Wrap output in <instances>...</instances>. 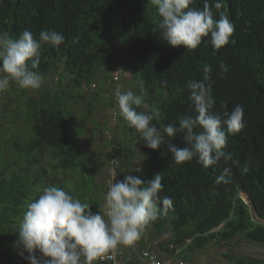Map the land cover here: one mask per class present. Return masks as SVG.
I'll list each match as a JSON object with an SVG mask.
<instances>
[{"label":"trees","instance_id":"trees-1","mask_svg":"<svg viewBox=\"0 0 264 264\" xmlns=\"http://www.w3.org/2000/svg\"><path fill=\"white\" fill-rule=\"evenodd\" d=\"M208 2L212 5L215 0ZM203 6L204 0L190 5L201 10ZM212 13L214 19L222 14L233 23L230 42L214 49L208 43L209 37H203L197 48L187 49L167 45L160 33L153 31L158 17L150 0H0V33L16 39L29 30L38 38L40 31L54 30L65 37L59 49L42 45L38 66L44 78L57 70L59 86L67 85L72 90L91 86L100 72L110 68L119 38L131 72V90L139 93L142 89L149 96V105L160 110V119L153 121L158 126L174 123L178 127L182 117L195 115L185 84L202 79L205 67L211 69L213 111L224 110L222 105L228 111L237 104L243 106L245 127L228 134L225 156L215 165L204 167L195 158L177 164L171 160L167 146L152 150L142 140L139 163L143 172L132 169L126 152L120 154L126 174L143 179L162 174L163 189L159 195L172 197L173 208L167 216L147 225L143 234L148 229L155 235L168 233L162 245L170 254L178 248L191 252L210 243L219 244L237 234L264 246V221H260L264 220V0H222L221 8L213 7ZM74 37H78V42L73 43ZM126 89V85H121L120 92ZM55 92L44 94L40 100L28 95L23 127L33 129V139L23 140L25 133L16 127L12 136L0 130V147L7 140L10 148L8 154L0 151V257L12 262L18 233H4L3 229L20 222L30 197L35 193L34 199L38 196L37 187L42 182L63 188L89 204L93 213L97 210L91 203L97 184L77 156L80 130L57 108ZM95 94L99 92L95 90ZM108 96L114 106V93ZM116 115L124 143L139 137L119 110ZM106 126L112 129L115 123ZM110 143L118 142L113 137ZM169 143L186 146L182 133ZM120 149L124 150V144ZM45 151L49 153V163L41 167V154ZM245 166L246 172L242 171ZM225 168L231 170V183L215 184ZM74 169L81 175L76 184H91L86 190L74 191L54 178L55 172L64 174ZM101 190L100 212L104 186ZM241 193L247 195V202ZM228 264H264V259L231 257Z\"/></svg>","mask_w":264,"mask_h":264},{"label":"clouds","instance_id":"clouds-1","mask_svg":"<svg viewBox=\"0 0 264 264\" xmlns=\"http://www.w3.org/2000/svg\"><path fill=\"white\" fill-rule=\"evenodd\" d=\"M194 2L150 0L158 17L153 31H158L162 40L173 48L195 49L203 37H209L208 43L214 49L227 45L234 25L226 15L214 19L212 13L213 7L221 8L222 0H215L212 5L204 0L202 10L190 7ZM64 40L54 30H42L38 38L29 30H24L16 39L0 33V92L7 90L10 82L21 89H40L44 82L38 71L42 45L59 49ZM76 42L78 37L73 38V43ZM221 68L226 71L223 63ZM210 72V67H205L202 79L185 84L195 115L182 117L178 127L174 123L159 126L153 123L160 119V110L144 103L132 90L115 93L119 115L129 128L139 133L138 140L147 148L156 150L167 146L175 163L195 158L204 167L215 165L225 156L223 148L228 134L241 131L245 121L243 106L239 104L231 111L226 105H222V111H213L215 100L211 94ZM177 133L184 136L183 148L169 143ZM230 171L225 168L214 183H231ZM242 171L246 172L247 167ZM109 172L112 179L104 196L103 214L93 213L89 204L55 185L43 187L27 204L16 241L27 254L22 253L27 264H93L118 245H134L147 225L167 216L173 208L172 197L159 195L163 189L161 173L151 179L129 173L123 180H116L117 170L111 168Z\"/></svg>","mask_w":264,"mask_h":264},{"label":"rangeland","instance_id":"rangeland-1","mask_svg":"<svg viewBox=\"0 0 264 264\" xmlns=\"http://www.w3.org/2000/svg\"><path fill=\"white\" fill-rule=\"evenodd\" d=\"M121 70L120 84L126 85V90H131L132 77L131 72L127 66L125 57L124 43L117 38L112 55V62L107 72H100L96 76V80L93 81L95 86L83 85L81 88L69 89L67 85L59 86L57 83L58 74L57 70H53L51 74L44 78L43 85L40 89H21L14 82H10V86L7 90L2 92L3 98H0V130H4L8 135H13L14 127L17 130H23L25 137L22 139L29 141L34 138V131L28 126L23 127V114L26 107V100L28 95H33L35 99H42L44 94L51 95L55 92V100L58 104L57 108H60L64 112L68 121L76 125L80 134L76 140L77 156L85 163L88 171L97 184V191L92 193L91 203L92 207H96V212L99 211L100 202L102 201L103 181L107 173L108 158L106 150L110 145V140L105 130L111 131L112 138L117 139L116 147L121 154L126 152L128 154L127 161L130 163L132 169L135 166L140 168V172H143L139 163V156L141 151V141L138 140V136L132 137L131 140L123 142L124 133L120 129V119L115 120V126L112 129H108L106 124L111 123V119L107 111L114 108L110 105L108 95H112L117 82L112 81V75ZM99 81V82H98ZM72 90V93H71ZM95 90L99 92V95L95 94ZM140 89L139 93L135 94L142 97L144 103L149 105V96L147 93ZM64 92V95L63 93ZM152 95V94H151ZM64 96V98H63ZM150 106V105H149ZM139 111L141 110L138 108ZM116 111L118 109L116 108ZM119 127V129H118ZM7 135V137H8ZM124 144V150L120 149V146ZM0 151L8 154L10 152L9 142L6 140L2 143ZM49 154L47 151L41 154L40 166L45 167L49 163ZM33 170L34 167H31ZM134 170V169H133ZM54 178L60 179L66 186L74 191L86 190L91 184H76L78 180H81V175L78 170H69L67 173L55 172ZM50 183L42 182L38 187L39 192L43 187L49 186ZM36 193L30 197L31 202ZM243 200L248 201L247 195L241 193ZM92 211V208H91ZM95 212V213H96ZM255 220H259L255 218ZM263 222L264 220H260ZM18 225L11 224L6 225L3 229L4 233H18ZM146 235L152 243L153 249L161 256L175 255L178 259L188 260L190 264H228L231 257H252L264 259V246L252 243L246 240L241 234L235 235L232 239L220 242L219 244H207L202 249L194 250L191 252H182L180 248L175 250L174 254H170L165 251L162 243L169 237L168 233L155 235L153 230L148 229ZM14 252V260L1 257L0 264H27V261L23 258L21 247L15 242V247L12 250ZM23 253V255H22ZM39 255V253H37ZM95 264V263H93Z\"/></svg>","mask_w":264,"mask_h":264},{"label":"built area","instance_id":"built-area-1","mask_svg":"<svg viewBox=\"0 0 264 264\" xmlns=\"http://www.w3.org/2000/svg\"><path fill=\"white\" fill-rule=\"evenodd\" d=\"M122 74L121 70H117L112 75V81L117 82L114 88V108L109 109L107 113L111 119V124H113L117 118L116 111V96L115 93L120 91L121 84L120 75ZM91 86H95L93 83ZM111 132V131H110ZM109 131L105 130V133L108 135L109 140H112V134ZM108 158V168L107 173L103 181L104 186V196L108 190L109 182L112 177L109 172V169L115 168L117 170L116 180H123L125 172V166L122 163L121 156L117 147L114 143H110L109 147L106 150ZM115 161V163L113 162ZM139 167L135 166L133 169L136 171ZM115 183V181H113ZM104 202V199H103ZM101 214H103V205L101 208ZM178 250V249H177ZM176 250V251H177ZM1 258V257H0ZM95 264H190L188 260L178 259L175 255L161 256L159 255L152 247V243L148 239L146 234L141 235V238L135 242L132 246L118 245L117 248L109 250L103 254L100 258L95 260Z\"/></svg>","mask_w":264,"mask_h":264}]
</instances>
